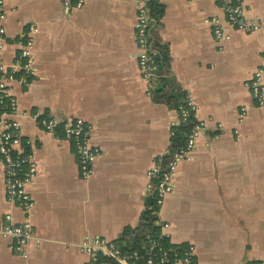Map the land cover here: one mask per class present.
<instances>
[{
  "label": "crops",
  "instance_id": "obj_1",
  "mask_svg": "<svg viewBox=\"0 0 264 264\" xmlns=\"http://www.w3.org/2000/svg\"><path fill=\"white\" fill-rule=\"evenodd\" d=\"M165 16L156 30L169 53V73L198 107L207 129L179 169L161 212L172 250L193 245L198 264H264V107L246 87L264 69V0H244L246 17L261 24L232 29L217 0H158ZM14 0L1 60L15 63L35 25L36 77L12 85L24 143L39 174L29 187L36 236L24 254L0 235V264H94L79 245L89 237L116 244L141 225L148 172L171 150L177 113L151 98L139 64L137 0ZM217 19L227 32L218 43ZM248 109L246 116L242 110ZM83 119L101 149L83 181L76 152L33 118ZM27 216L7 201L0 156V224ZM97 264H112L101 259Z\"/></svg>",
  "mask_w": 264,
  "mask_h": 264
},
{
  "label": "built area",
  "instance_id": "obj_2",
  "mask_svg": "<svg viewBox=\"0 0 264 264\" xmlns=\"http://www.w3.org/2000/svg\"><path fill=\"white\" fill-rule=\"evenodd\" d=\"M150 0H137L139 11V30L137 42L140 48L139 64L148 90L156 87L158 75L157 66L151 49L148 33L150 17L148 2ZM197 1V0H193ZM225 13L228 25L237 31L252 34L262 29L261 24L249 20L245 15L244 0H217ZM14 0H0V156L5 164V187L7 201L24 211L27 220L22 224L14 223L12 215H7L3 224H0V235L13 241V249L24 254L28 244L36 239L33 225L30 221L34 208V201L29 187L39 174V167L35 161L34 153L30 150V142L24 143L21 124L19 122V104L12 93V85L20 84L29 88L36 77V55L34 51L35 37L38 29L35 25L28 27V33L15 63L8 66L1 60L4 48L6 30L2 24L8 18V6ZM87 0H78L77 6L83 7ZM211 25L215 27V36L218 43H224L227 32L220 26L217 19ZM246 87L252 94L259 107H264V69H259ZM189 111H184L186 117L189 113L197 119L198 107L189 99ZM248 109L242 110L246 116ZM33 118L47 133L59 137L62 131L63 138L72 145L76 152L79 165V174L83 181H89L93 174L95 163L102 155L101 149L93 141V127L85 120L68 119L64 121L55 118ZM198 121L186 145L180 150L171 151L164 156L157 157L148 172V191L146 211L156 217L162 231L169 229L170 225L162 221L161 212L167 198L174 192L179 169L184 161L192 158L197 151L198 140L205 133L207 127L204 122ZM165 236V235H164ZM80 250L91 257L92 263L97 264L101 259L112 264H198L196 249L190 245L175 257L174 251L162 247L159 241H154L146 252L148 258L141 256L138 251L125 252L118 244L102 237H89L79 245ZM174 254V259H172ZM260 264V263H257Z\"/></svg>",
  "mask_w": 264,
  "mask_h": 264
},
{
  "label": "trees",
  "instance_id": "obj_3",
  "mask_svg": "<svg viewBox=\"0 0 264 264\" xmlns=\"http://www.w3.org/2000/svg\"><path fill=\"white\" fill-rule=\"evenodd\" d=\"M148 12L150 17L148 39L153 51V56L157 66L158 79L156 87L151 91V98L157 104L166 105L177 113V121L172 128L171 146L172 153L184 147L198 124L194 114L189 113L184 117L183 112L189 111V95L176 85V81L169 73V53L166 46L162 45L156 30L161 25L165 16V7L158 0L148 2ZM154 241H159L166 250L172 251L169 240L162 233V227L159 225L156 217L146 211L141 225L136 229H128L121 242L118 244L125 252L138 251L141 256L148 258L146 248ZM181 250L174 251L175 257ZM172 254V259H174Z\"/></svg>",
  "mask_w": 264,
  "mask_h": 264
}]
</instances>
